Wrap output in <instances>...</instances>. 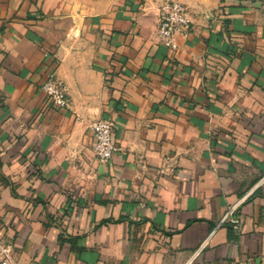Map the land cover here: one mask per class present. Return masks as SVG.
<instances>
[{
  "label": "crops",
  "instance_id": "0c3cea01",
  "mask_svg": "<svg viewBox=\"0 0 264 264\" xmlns=\"http://www.w3.org/2000/svg\"><path fill=\"white\" fill-rule=\"evenodd\" d=\"M164 1L0 0V259L264 264V0H179L175 50ZM52 71L68 106L43 91Z\"/></svg>",
  "mask_w": 264,
  "mask_h": 264
},
{
  "label": "built area",
  "instance_id": "2783aa9c",
  "mask_svg": "<svg viewBox=\"0 0 264 264\" xmlns=\"http://www.w3.org/2000/svg\"><path fill=\"white\" fill-rule=\"evenodd\" d=\"M158 37L162 44L171 50L178 48L177 35L188 36L192 30V17L189 8L179 0H166L159 7ZM43 91L58 105L68 106L69 99L66 85L52 71L42 85ZM90 126L95 137V151L100 162H108L114 152L119 149L114 141V119L101 116L94 119ZM236 205L231 206L223 215L221 223L234 220ZM0 264H11L9 249L3 250Z\"/></svg>",
  "mask_w": 264,
  "mask_h": 264
},
{
  "label": "rangeland",
  "instance_id": "374dc122",
  "mask_svg": "<svg viewBox=\"0 0 264 264\" xmlns=\"http://www.w3.org/2000/svg\"><path fill=\"white\" fill-rule=\"evenodd\" d=\"M72 2L75 6L82 7L84 10H97L101 9L100 4L103 2V0H69Z\"/></svg>",
  "mask_w": 264,
  "mask_h": 264
}]
</instances>
